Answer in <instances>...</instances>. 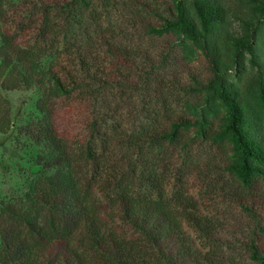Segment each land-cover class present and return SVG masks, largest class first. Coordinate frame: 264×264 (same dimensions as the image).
Listing matches in <instances>:
<instances>
[{"label":"trees","instance_id":"16d2710c","mask_svg":"<svg viewBox=\"0 0 264 264\" xmlns=\"http://www.w3.org/2000/svg\"><path fill=\"white\" fill-rule=\"evenodd\" d=\"M116 1L0 0V89L42 90L40 116L19 129L42 149L37 179L0 202V264H224L221 248L264 264V58L257 50L264 0H238L231 19L220 0H161L149 10L153 21L144 20L147 33L183 37L202 50L209 75L193 78V89L222 106L220 124L151 107L149 90L175 86L157 77L168 50L155 57L106 38L97 3ZM232 19L236 33L225 29ZM249 68L245 89L230 80ZM138 95L143 104L133 109ZM9 116L0 94L1 132ZM189 129L222 150L207 169L234 184L218 195L237 211L231 224L186 194L183 176L184 190L169 193L158 155L187 147Z\"/></svg>","mask_w":264,"mask_h":264},{"label":"rangeland","instance_id":"374dc122","mask_svg":"<svg viewBox=\"0 0 264 264\" xmlns=\"http://www.w3.org/2000/svg\"><path fill=\"white\" fill-rule=\"evenodd\" d=\"M6 2L17 4L20 0H6ZM160 2L161 0H117L113 6L102 4V7H99L97 3L102 15L100 29L105 32L106 38L109 37L112 41L132 51L144 52L156 57L163 47H167V63L157 70V77L167 82L174 80L175 86L165 88V85L157 93L154 92L157 90L156 87L154 90H149L150 96L154 95L149 103L151 107L155 106L163 110V107L167 106L176 113L190 118L199 119L205 116L206 120L213 121L215 124L222 123L225 116L222 106L216 102L215 104L206 103L205 97L193 89V78L201 81L209 75V66L202 50L183 37L177 38L172 34L155 36L145 31L144 20L153 21L150 8L153 9ZM220 2L224 5L230 19L234 18L241 7L238 0H220ZM3 29V24L0 22V37ZM225 29L233 33L238 32V21L234 19L232 23L227 21ZM259 35L262 43L257 45L258 56L264 58V26L260 28ZM248 57L246 53L244 56L246 65ZM252 72L254 68H249L248 74L241 77L233 73L228 76L233 82L240 81V87L245 89L251 80L250 73ZM180 86H185L186 90H182ZM0 94L10 103V123L5 132L0 131L1 202L5 199L19 197L31 190L36 183L39 167L35 158L36 154L42 153V149L30 144L19 129L30 120L40 116L36 109V101L41 96L42 90L38 88L0 89ZM141 98L138 95L129 101V104H133V109L143 104L140 101ZM163 99V105H161L160 102ZM122 110L124 113L131 112L126 105ZM132 114L133 111L131 116ZM137 118L131 120L132 128H136ZM187 133L191 138L187 147L173 155L168 156L163 152L158 155L161 158L162 169L164 168L163 172L168 179L169 193L184 190L180 182L183 176L186 180V194L206 202L205 205L213 204L209 205L206 210L209 216L230 224L235 222L237 220L236 209L225 203L223 197L218 196L222 193L221 189L224 186L230 188L234 185L233 182L226 176L221 177L207 169V166L218 163L222 150L209 144L208 141L198 140L199 134L195 129H189ZM224 144L225 146L230 144L228 135L224 139ZM102 201L104 202L105 199ZM230 224L226 225L227 231L231 229ZM218 252L224 264H245L242 254L236 248H221Z\"/></svg>","mask_w":264,"mask_h":264}]
</instances>
